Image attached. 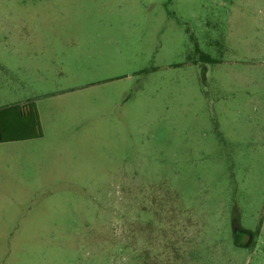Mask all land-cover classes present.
Returning a JSON list of instances; mask_svg holds the SVG:
<instances>
[{
    "label": "rangeland",
    "instance_id": "obj_1",
    "mask_svg": "<svg viewBox=\"0 0 264 264\" xmlns=\"http://www.w3.org/2000/svg\"><path fill=\"white\" fill-rule=\"evenodd\" d=\"M28 102L0 264H264V0H0Z\"/></svg>",
    "mask_w": 264,
    "mask_h": 264
},
{
    "label": "trees",
    "instance_id": "obj_2",
    "mask_svg": "<svg viewBox=\"0 0 264 264\" xmlns=\"http://www.w3.org/2000/svg\"><path fill=\"white\" fill-rule=\"evenodd\" d=\"M201 59L210 61L201 54ZM42 130L34 103L15 104L0 108V143H12L39 139Z\"/></svg>",
    "mask_w": 264,
    "mask_h": 264
},
{
    "label": "water",
    "instance_id": "obj_3",
    "mask_svg": "<svg viewBox=\"0 0 264 264\" xmlns=\"http://www.w3.org/2000/svg\"><path fill=\"white\" fill-rule=\"evenodd\" d=\"M234 230V229H233Z\"/></svg>",
    "mask_w": 264,
    "mask_h": 264
}]
</instances>
